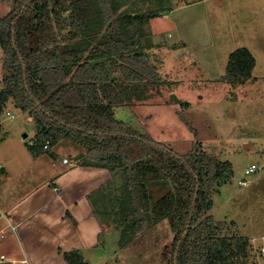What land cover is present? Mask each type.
Returning <instances> with one entry per match:
<instances>
[{
  "label": "trees",
  "instance_id": "obj_1",
  "mask_svg": "<svg viewBox=\"0 0 264 264\" xmlns=\"http://www.w3.org/2000/svg\"><path fill=\"white\" fill-rule=\"evenodd\" d=\"M3 1L11 11L0 18L6 54L0 119L12 102L33 117L39 142L50 139L53 148L71 141L80 150L78 164L118 172L124 192L116 213L123 215L124 242L168 218V264H236L232 258L241 247L217 236L221 227L209 216L213 186L232 174L229 164L206 154L198 141L180 154L116 118L117 109L146 101L150 90L168 83L149 61L154 44L144 29L173 7L160 1L139 13L118 0ZM255 66L252 53L238 49L222 81L245 83ZM38 147L29 146L35 156L44 151ZM154 185L165 188L159 198Z\"/></svg>",
  "mask_w": 264,
  "mask_h": 264
},
{
  "label": "rangeland",
  "instance_id": "obj_2",
  "mask_svg": "<svg viewBox=\"0 0 264 264\" xmlns=\"http://www.w3.org/2000/svg\"><path fill=\"white\" fill-rule=\"evenodd\" d=\"M160 1L165 6L172 7H179L182 3H171V0H118L122 8L134 7L139 13L157 9ZM225 2L226 0H215L211 5H221L211 6L210 9H225ZM189 10L191 13H188ZM189 10L180 8L172 14L168 12L153 19L145 27L144 31L148 37L155 33L150 37L156 45L149 51V61L168 83L150 90L146 101H137L117 109L116 118L131 124L133 128L148 134L155 141L168 145L180 154L189 152L193 143L198 141L206 154L229 164L232 174L221 186H213V208L209 216L221 227L217 236L229 238L241 247L242 252L232 258L233 262L264 264L262 240L246 236L247 233L260 235L261 224L258 222L260 218H264V213L261 214V211H264V203L262 204L258 196L251 197L249 194L250 189L258 185L257 178L264 173V21L260 16L252 14V10L245 9L247 14L241 8L242 12L238 14L240 34L237 35L238 31L235 33V36H241L239 41L233 38L230 28L225 29V35L219 34L220 29L212 24L216 32V43L207 47L206 51L200 52L206 56L198 53L190 57L189 53L185 54L178 37L182 34L192 40L198 33L197 30L203 24H208L201 21L197 24L193 20L195 15H201L203 5H196ZM10 11L9 2L0 0V18H6ZM219 17L223 19L222 24L225 22L230 25L232 18L237 16L225 11L219 14ZM172 19L177 23L178 30L172 29ZM206 29L208 35L203 37L208 43L211 38L210 26ZM253 34L255 37L251 43L259 47L252 46L253 50L256 49L254 51L257 56V67L253 70L256 76L245 83L237 82L234 85L222 81L220 74L226 72L230 55L243 48L242 43L248 41ZM5 59V51L0 45V90L3 86ZM223 83L229 86L225 87ZM174 97L187 102L189 107L183 108L173 100ZM6 110L4 121L7 120L9 111L15 115V119L10 121L11 127L5 122L6 130L14 125L19 126L24 130L23 133L28 134L26 140L29 143L34 132L36 133L33 117L15 109L12 102L7 105ZM29 120L33 122L30 123ZM54 150L59 155L69 154L68 159L71 161L80 154V150L71 141L59 142ZM50 151H47V154ZM253 164L259 166L260 171L246 175V170ZM115 173L109 181L106 195L101 192L102 199L104 200L105 196V199L109 200L106 206L108 217L105 221L115 220V216H118L116 220L121 227L119 239H116L115 244L117 251L111 256L109 263L168 264L173 242L168 218H163L151 226L143 237L123 241L127 235L122 229L123 215H119L114 209L119 207L118 200L123 197L124 182L120 174ZM240 180H248L250 185L240 186ZM162 188L153 186L155 198L164 193ZM248 218L255 223L256 229H253V232L250 226H246ZM235 220L246 232L236 226Z\"/></svg>",
  "mask_w": 264,
  "mask_h": 264
},
{
  "label": "crops",
  "instance_id": "obj_3",
  "mask_svg": "<svg viewBox=\"0 0 264 264\" xmlns=\"http://www.w3.org/2000/svg\"><path fill=\"white\" fill-rule=\"evenodd\" d=\"M177 1L182 3L179 7H173L171 14L180 8L189 10L196 5H203L201 15H195L193 20L197 24L199 21L208 24H203L192 40L182 34L178 37L185 54L189 53L190 57L206 51L207 47L214 44L216 32L213 25L220 29L219 34L230 28L233 38L239 41L241 36L237 37L235 33L238 31L237 35L240 34L238 14L242 12L241 8L244 12L245 9L252 10V14L260 16L259 18L264 21V0H226L223 5L225 9L220 8L213 10L214 12L210 9L211 6L221 5L218 3L211 5L215 0H198L193 3L171 0V3ZM225 11L237 16L236 20L232 18L230 25L225 22L222 24L223 19L219 17V14ZM172 23V29L178 30L175 20L172 19ZM205 26H210L211 31L208 43L203 37L208 35ZM153 34L155 33L150 37ZM254 37L253 34L248 41L242 43V47L248 49L255 57L256 69L257 56L254 51L256 49L253 50L252 46L259 47L251 43ZM222 73L224 74L220 76L223 78L226 72ZM255 76L253 72V77ZM223 84L225 87L229 86L227 83ZM12 115L14 114L9 111L6 121L3 120L5 113L0 119V262L111 264L109 260L117 251L115 244L116 239H119L121 227L116 220L118 216H115V220L109 218V221L108 219L105 221L108 217L106 206L109 200L105 199V196L103 200L102 197L106 195L107 186L113 175H116L115 172L106 168L78 164L76 157L73 158L74 161L69 159L73 166L65 165L62 160L69 158V154L59 155L54 150L55 147H51V151L48 150L49 154L43 151L38 156L33 155L29 149L30 141L28 143L26 140L28 134L25 138L23 129L14 125L13 128L6 130V125L10 124L11 127L10 121L15 119V115L14 119ZM30 120L28 122L32 123ZM33 123L37 132V126L35 122ZM257 180L258 185L250 189L249 194L251 197L258 196L263 204L264 173ZM248 185L250 181L246 186ZM116 210L117 208L114 209L115 212ZM262 213L264 211H261ZM234 223L241 231L246 232L237 220ZM258 223L261 224L260 235L247 233L246 236L259 238L264 244V218H260ZM246 226H250L252 232L256 229L255 223L253 224L249 218Z\"/></svg>",
  "mask_w": 264,
  "mask_h": 264
},
{
  "label": "built area",
  "instance_id": "obj_4",
  "mask_svg": "<svg viewBox=\"0 0 264 264\" xmlns=\"http://www.w3.org/2000/svg\"><path fill=\"white\" fill-rule=\"evenodd\" d=\"M12 118H14V115L11 116ZM41 146L43 148L44 151H48L51 149L52 147V141L50 139L39 142L38 138L36 137V135H34L31 140H30V146ZM62 163L65 165H70L73 166V163L70 162V160L68 158H64L62 160ZM260 167L253 164L251 165L247 170H246V175L250 176L252 174H255L256 172L260 171ZM240 186H246L247 184H249L248 180H240L239 181ZM263 254H264V248H263Z\"/></svg>",
  "mask_w": 264,
  "mask_h": 264
},
{
  "label": "water",
  "instance_id": "obj_5",
  "mask_svg": "<svg viewBox=\"0 0 264 264\" xmlns=\"http://www.w3.org/2000/svg\"><path fill=\"white\" fill-rule=\"evenodd\" d=\"M24 137L26 138L27 134H25ZM0 264H10V263L2 261V262H0Z\"/></svg>",
  "mask_w": 264,
  "mask_h": 264
},
{
  "label": "clouds",
  "instance_id": "obj_6",
  "mask_svg": "<svg viewBox=\"0 0 264 264\" xmlns=\"http://www.w3.org/2000/svg\"><path fill=\"white\" fill-rule=\"evenodd\" d=\"M13 119H14V118H13ZM35 134H36V133H35ZM35 134H34V135H35ZM34 135H33V136H34ZM33 136H32V137H33ZM30 140H31V138H30ZM1 262H2V261H1Z\"/></svg>",
  "mask_w": 264,
  "mask_h": 264
}]
</instances>
